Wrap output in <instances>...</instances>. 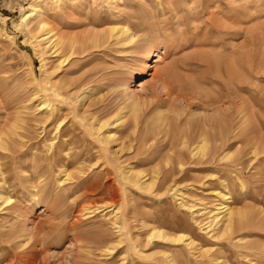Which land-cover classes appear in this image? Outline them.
<instances>
[{
	"label": "rangeland",
	"instance_id": "obj_1",
	"mask_svg": "<svg viewBox=\"0 0 264 264\" xmlns=\"http://www.w3.org/2000/svg\"><path fill=\"white\" fill-rule=\"evenodd\" d=\"M31 1L0 0L2 122L16 115L30 120L29 106L25 103L28 102L26 99L31 91L30 81L33 76L40 77L42 73L41 60L31 43L32 32L21 23V16ZM135 12L160 18L179 12L181 18L174 20L171 25L184 32L175 33L170 38H161V42L167 39L166 43L171 46L172 51L165 52L163 46L160 52L155 51L147 61L145 74L137 75L131 84L132 88L146 95L149 101L169 103L166 109H170L171 99L175 97L167 95L159 78L154 76L155 70H162L173 55L180 57L198 51L216 53L217 56H213L218 66L216 81L203 83L204 88H199L200 90L189 91L191 94L188 102L193 103L190 104L191 108L180 98L176 102V109H186L183 110L186 114H204L206 109L202 101L208 100L207 96H219L221 101L216 106L228 108L229 112L238 104L242 129L240 138L235 142L232 139L224 141V153L221 156L213 153L209 156L208 163L198 164L201 165L200 169L180 171L174 177L168 171L161 172L154 168L168 164L165 156L151 158L144 163H136L132 159L134 165H138V170L148 174L147 178L151 181L154 180V187L150 191H140L129 184L128 186L124 176L121 177L122 172L115 169L111 173H100L98 178L106 187L103 192L91 189L93 180H86L88 178L85 176L81 178L85 180H81L80 184L75 180L61 188L57 184L60 176L53 171H48L50 173L43 176L39 174L34 181L37 184L34 183L31 189L25 186L21 189H9L14 206H20L22 212L20 216H12L8 209L0 210V231L3 233L8 228V231L13 228L29 233L36 232L38 228L43 236L40 234L41 240L37 241L33 254L22 257H16V254L21 249L23 251V247L15 249L9 242L3 241L0 244V264H167V252L174 257V264H264V0H68L64 10L58 8L49 15L52 16L51 22L60 31L82 38L88 32L112 27L120 14H123V18ZM133 21L132 19L128 23ZM140 32L139 34H143V30ZM177 51L179 53L174 54ZM160 54L164 55L163 59ZM126 55L119 52L116 46L110 45L109 48L107 46L99 51L94 50L92 54L80 56L81 61L87 60V63L83 72L76 76L90 72L96 75V81L101 78V82H96L97 87L90 93L92 98L93 95L96 98L110 92L109 82L105 78L107 74L127 72L131 63ZM201 69L204 67L198 68L197 74ZM228 70L232 78L227 76L230 74L226 73ZM183 71L190 76H194V73L196 75V72L190 74L191 70L182 69ZM229 102L234 105L229 106ZM212 109L206 113L212 114ZM126 140L123 141L129 144ZM28 159L29 156L24 157L25 161ZM91 171L92 174L94 170ZM89 172L90 170L86 176L90 175ZM172 179L176 182L177 193H181L180 195L171 194L169 188L174 183ZM125 186L129 195V205L125 209L132 212L135 207L133 212H136L133 214L126 211L127 222L123 231L125 239L119 244L109 218L101 216L102 211L96 209L100 205L114 207L117 203L124 206L125 203L120 199L116 203L113 201L110 191H116L119 197H123L121 187ZM151 191L154 192L149 193ZM221 192L228 194L231 207L238 214L240 222L235 231L221 236L219 240L201 232L193 220L190 222L192 225L186 224L191 213L179 203L180 197L184 196L189 204L212 208L220 202ZM84 206H91V210L96 211L88 213ZM201 218L206 219L207 216H202L199 220ZM205 219L204 221H208ZM152 220L158 221L159 227L166 228L173 236L181 233L194 236L192 239L197 245V261L184 249L182 240L173 244L169 240L150 239V229L145 221L153 224ZM52 223L57 226L47 234ZM29 243H32V239ZM108 243L115 247L103 252ZM176 255L178 259H175ZM180 256H187L188 259L183 258L181 261Z\"/></svg>",
	"mask_w": 264,
	"mask_h": 264
},
{
	"label": "bare ground",
	"instance_id": "obj_2",
	"mask_svg": "<svg viewBox=\"0 0 264 264\" xmlns=\"http://www.w3.org/2000/svg\"><path fill=\"white\" fill-rule=\"evenodd\" d=\"M67 3L68 0H32L21 16V23L32 32L31 43L41 60L42 73L40 77L33 76L30 81L31 91L26 99L28 102H25L29 106L30 120L16 115L8 117L3 122L0 121V210L8 209L12 216H20L22 208L14 206L8 190L21 189L23 186L31 189L39 174L43 176L48 171L55 172L58 177L60 176L57 178V184L61 188H64L65 184H72L75 180L80 184L81 180H85L81 178L85 176L88 178L86 180H93L91 189L103 192L106 187L98 178L100 173H111L115 169L117 172H122L121 177L124 176L125 183L130 187L150 191L154 187V180L151 181L147 178L148 174L138 170V165H134V162L144 163L151 158L159 159L165 156L168 164L154 168L161 172L168 171L174 177L180 171L200 169L201 165L198 164L207 162L209 156L215 152L221 156L224 153L223 142L228 139L237 141L242 132L240 106L235 104L232 112H229L228 108L217 107V103L221 101L219 96H207L208 100L202 101L206 112L213 108L212 114L205 112L201 115H192L189 112L190 115L188 112L184 113L186 109L180 110V107L176 109V102L180 98L184 99L191 108V102H188V96L191 94L189 91L204 88L203 83L216 81L218 66L213 59L216 53L198 51L180 57L173 55L171 61L162 70H155L154 76L159 78L167 95L171 98L175 97L171 99L170 109H166L169 103L149 101L146 95L132 88L131 84L137 75L145 74L147 61L155 51L160 52L161 46L164 47L165 52L171 50V46L166 43L167 39L161 42V38L163 36L170 38L175 33L184 32L183 29H176L171 25L174 20L178 21L181 18L179 12L167 18L146 16L137 12L122 18L123 14H120L112 27L88 32L81 38L60 31L50 20L52 17L49 15L50 12L58 8L64 10ZM132 19L134 21L128 23ZM142 30L143 34H139ZM110 45L116 46L122 54H127L131 66L126 73L107 74L105 78L109 82L110 92L96 98L93 95L92 98L90 93L97 87L96 82H101V78L96 81L94 79L96 75L90 72L76 76L83 72L87 63V60L81 61L80 56L92 54L94 50L99 51L107 46L109 48ZM178 53L179 51L174 54ZM159 56L161 59L164 58L163 54ZM200 67L204 69L197 74L196 71ZM182 69L191 70L190 74L196 72V75L194 73V76H190L188 72L185 74ZM226 73L229 74V70ZM227 76L232 75L230 73ZM142 86L145 89V86ZM231 105L234 104L229 102V106ZM215 106L217 108H214ZM124 139H127L129 144H126ZM213 143L215 145H212ZM27 156L29 159L25 161L24 157ZM132 159L135 161H131ZM91 169L94 170L92 174ZM88 170L90 175L86 176ZM172 182L174 183L169 188L171 194L180 195L181 193H177L176 182L173 179ZM121 188L123 197H119L116 191L107 190H111L110 197L115 203L120 199L125 203L124 206L117 203L114 207L100 205L96 209L102 211L101 216L105 215L109 218L119 244L125 239L123 232L127 222L125 208L129 205L127 187ZM219 197L220 202L212 208L203 203L204 206L189 204L184 200V196L180 197L179 205L186 206L191 213L189 221L185 223L192 225L190 222L193 220L198 229L212 239H219L235 231L240 222L237 218L238 214L231 207L227 193L221 192ZM84 207V210L88 209V213L96 211L91 210V206ZM132 212L127 211V213ZM202 216H207L204 219L208 221L202 218L199 220ZM152 222L153 224L145 221L150 229L148 235L150 239L169 240L173 244H176L177 240H182L184 249L195 260L197 259V245L195 246V240L192 239L194 236L191 237L186 233L173 236L165 230L166 228L159 227L158 221L152 220ZM52 225L46 231L47 234L57 226L54 223ZM8 229L3 233L0 231V244L7 241L15 249L23 247V251L21 249L16 257L32 255L37 241L41 240L42 233H39L38 228L36 232L29 231V233L13 228L8 231ZM46 237L45 235L44 238ZM31 239L32 243L28 244ZM108 244L105 249L103 248V252L115 247ZM165 257L167 264H174V257L169 252ZM180 257L181 261L183 258L188 259L187 256ZM178 258L176 255L175 259Z\"/></svg>",
	"mask_w": 264,
	"mask_h": 264
}]
</instances>
